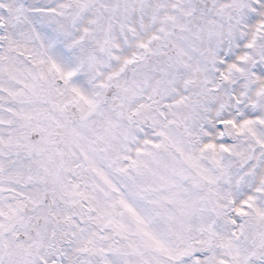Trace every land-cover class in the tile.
<instances>
[{
	"label": "snow or ice",
	"instance_id": "snow-or-ice-1",
	"mask_svg": "<svg viewBox=\"0 0 264 264\" xmlns=\"http://www.w3.org/2000/svg\"><path fill=\"white\" fill-rule=\"evenodd\" d=\"M0 264H264V0H0Z\"/></svg>",
	"mask_w": 264,
	"mask_h": 264
}]
</instances>
